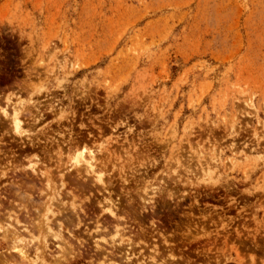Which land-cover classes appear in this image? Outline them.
Returning <instances> with one entry per match:
<instances>
[{
  "label": "rangeland",
  "instance_id": "obj_1",
  "mask_svg": "<svg viewBox=\"0 0 264 264\" xmlns=\"http://www.w3.org/2000/svg\"><path fill=\"white\" fill-rule=\"evenodd\" d=\"M0 85L12 86L19 116L29 112L31 138L37 128L57 138L61 172L77 146L92 149L108 190L121 182L129 194L131 215L136 194L173 205L175 220L190 226L184 251L151 231L136 235L108 216L101 196H70L45 168L49 192L0 199V264H22L4 236L20 225L30 230L26 242L34 236L27 249L40 264H63L51 254L68 264H127L91 249L86 256V241L132 242L128 264H264V0H0ZM104 196L116 203V194ZM71 202L121 229L65 238ZM186 202L183 218L176 212ZM42 219L53 233L61 222L67 242L45 225L37 230Z\"/></svg>",
  "mask_w": 264,
  "mask_h": 264
},
{
  "label": "flooded vegetation",
  "instance_id": "obj_2",
  "mask_svg": "<svg viewBox=\"0 0 264 264\" xmlns=\"http://www.w3.org/2000/svg\"><path fill=\"white\" fill-rule=\"evenodd\" d=\"M13 91L14 90L11 85L9 86L0 85V108L5 107L8 111H10L11 107L9 108V106L14 102L13 101ZM7 97H10V101H7ZM28 114L29 112L22 113L21 118L25 120V121L23 120L24 124H29V121H27L29 119ZM7 122H8V119H6V117H4L0 112V199L5 198L4 200H11L13 198L17 199L22 196H23L22 198L41 197L42 196L41 192L43 191L45 187V181H44L45 176L40 173H38V175H35V173L31 174L28 169L29 167L28 165H30L31 163L36 164V168L39 172H43L45 168H48L50 171H52L53 178L55 182L57 183L59 181V173L61 172V166L63 162V160L60 157L61 146L57 142L58 140L56 137L50 136L52 139H47L45 135V130L41 129L40 131V128H37V131H36L37 133L34 134V136L31 138L29 134L32 132L29 131V128L23 127L27 132L24 136L19 137L11 131L10 124L9 122L8 123ZM55 133L57 135V132ZM91 136L92 134L90 132H86L85 139H89V137ZM74 139H76V136H74V138L72 137L69 140V143H73L75 141ZM73 144H76V141ZM65 145L68 146L67 143H65ZM37 166L38 167L40 166L39 169ZM71 175H67V176L65 175L64 182L66 184L63 186L65 187L63 188L64 192L68 193L70 196H75L81 199H89L91 197L99 199L95 196L96 194L98 196H101L100 199L103 200V198L105 197L104 196L105 193L111 192L112 194H116L115 202L121 205V206H118L119 210L123 211V213L124 211H128L130 213L129 216L125 218V221L127 220L128 221L126 223L120 224V226L123 229H125L126 231H133L136 234H140L142 231H147V232L151 231L150 233H148L149 235L155 234L158 238H160L161 242L164 238V240H167L166 244H169L170 246H174V249L178 251L188 250V247L185 245V243H188V240H189L188 238H186V236L189 235L188 231L190 230V226L186 222L178 223L175 220V217L172 213V210L174 208L173 205L170 206L169 208H162L161 204L156 202L157 204L155 203V205L149 209L148 212L149 213L152 212V214H149L150 218L144 219L146 220L145 222V221H142V212H141L142 210L140 206L141 203H140L138 196H136V194L133 200V204H134L133 215H131L130 210H127L126 207H123L130 203L129 200H125L126 197H130V196L125 191H123L124 188L122 187L121 182L113 184V185H116L115 186L117 189L116 191L108 190L107 187H109L110 184L107 185L106 190H104L101 187H100V190L98 189L94 190L93 189L94 187L92 186L94 184L93 182L91 183V179L84 178L85 179L84 181L82 179H76ZM33 182L37 185H35ZM19 188H21L22 190L21 189L19 190ZM13 190H16V191H13ZM123 196H125V198H123ZM189 204L190 202H186V204L181 206V209H184V211L176 212V213H178V215L184 218L185 217L184 214L191 213L189 211H186V209H188ZM94 205L97 206L99 204L95 202ZM80 211H81L80 216L78 215V217L80 218L79 219L80 223L77 224V218L73 215L71 216V219L73 220V222H70L69 223L70 226L67 227L68 229L73 230L75 232V235H80V232L89 234L91 231H94L99 226L102 228V230L103 228L109 229L115 226L114 224H111L108 222H101L99 224L95 222L97 216H100L99 215L100 213L99 214L95 213L94 208L92 206L87 205L83 209H80ZM194 217L201 218V215H194ZM194 226L196 228L202 229V224L200 223L197 224L196 221H194ZM191 229L194 230V227H191ZM178 237H180L181 239L179 240ZM152 239L157 240V238H152ZM164 240L162 243L165 242ZM179 243H181V246L177 247V244ZM85 244L87 245L82 246L83 247L82 252H84L85 255L88 256L87 253L90 252V249L93 250V246L91 248V246H89L87 241L85 242ZM84 261H87V258H84ZM185 261L187 262L188 259H186Z\"/></svg>",
  "mask_w": 264,
  "mask_h": 264
},
{
  "label": "bare ground",
  "instance_id": "obj_3",
  "mask_svg": "<svg viewBox=\"0 0 264 264\" xmlns=\"http://www.w3.org/2000/svg\"><path fill=\"white\" fill-rule=\"evenodd\" d=\"M7 100H9V98L7 99ZM12 105H14V104H12ZM16 105H14V107H13V110L9 113V111L6 109V108H0V112H1V114L4 116V117H6V119H8V122H9V124H10V128H11V131L15 134V135H17V136H19V137H22V136H24L25 134H26V130L23 128L24 126H23V120L21 119V117L22 116H19V109L17 108V107H15ZM27 117V116H26ZM38 118V117H37ZM37 118H35V120L37 121ZM5 119V118H4ZM32 119V118H31ZM33 119H34V117H33ZM34 121V120H33ZM7 122V123H8ZM8 129V128H7ZM11 132V133H12ZM28 137V136H27ZM37 138V137H36ZM35 138V139H36ZM74 138V137H73ZM75 140V139H74ZM30 141V140H29ZM76 142H78L77 140H75ZM74 141V142H75ZM33 142V141H32ZM58 142V141H57ZM73 142V141H72ZM73 142V143H74ZM22 144V143H21ZM86 148L85 147H82V149L81 150H78V149H75L72 153H71V164H69V165H67L66 167H64L65 168V170H63L59 175V181L57 182V183H52V184H57V187L58 188H62L66 183L64 182V177H65V175L67 176V175H71V174H73V175H71V176H73L74 178H76V179H82V180H84L85 181V179L87 178L88 179V177H91V183L93 182V184L94 185H92L93 187H94V189L96 188V189H98V187H101V188H103V189H106V187H107V183L108 182H106L105 181V179H104V172L103 173H101V172H96L95 171V166L93 165V163H92V161L94 160V158H95V154H94V152H93V150L91 149V150H89L88 152H86ZM65 151H68V149H67V146H66V149H65ZM31 153V152H30ZM67 153V152H66ZM26 155V154H25ZM86 155H88L89 156V158L90 159H88L87 157H86ZM35 157H36V155H35ZM32 160V159H31ZM34 163H35V161H34ZM15 164V163H14ZM22 164V163H21ZM29 164H30V162H29ZM63 164V163H62ZM28 165V164H27ZM48 165V164H47ZM64 165V164H63ZM29 167H28V169H29V171H30V173L32 174V173H35V175H38V173H40V174H43L44 175V171L43 172H39L38 170H37V168H36V164H30V165H28ZM38 167V166H37ZM40 167V166H39ZM39 167H38V169H39ZM18 169V168H17ZM26 169V168H25ZM41 170V169H40ZM60 172V171H59ZM25 173H26V171H25ZM49 174V173H48ZM54 174V173H53ZM58 174V173H57ZM42 175V176H43ZM24 176V175H23ZM57 176V175H56ZM52 177V176H51ZM31 178V177H30ZM85 178V179H84ZM38 179V178H37ZM58 179V178H57ZM56 179V180H57ZM52 180V179H51ZM49 178H45V188H46V190L47 189H51V181ZM54 180V179H53ZM39 181V180H38ZM76 181V180H75ZM79 181V180H78ZM15 182V181H14ZM60 182V183H59ZM28 183V182H27ZM34 183V182H33ZM59 183V184H58ZM76 183V182H75ZM35 184V183H34ZM78 184H80V183H78ZM20 185V184H19ZM35 185H37V184H35ZM24 186V185H23ZM29 186H30V184H29ZM33 186V185H32ZM82 186H83V184H82ZM18 187V186H17ZM21 187V186H20ZM32 188V187H31ZM40 188V187H39ZM63 188H65V187H63ZM71 188V187H70ZM108 188V187H107ZM21 188H19V190H20ZM100 189V188H99ZM22 190V189H21ZM49 190H47L48 192H49ZM70 190V189H69ZM13 191H16V190H13ZM73 191V190H72ZM92 191V190H91ZM24 192V191H23ZM40 192V191H39ZM64 192V191H63ZM47 193V192H46ZM58 194H59V190H58V192H57ZM57 193H55V194H57ZM22 194V193H21ZM78 195V194H77ZM108 195V194H107ZM58 196V195H57ZM109 197H110V195H108ZM112 196V195H111ZM5 197V196H4ZM23 197V196H22ZM22 197H20L21 199H22ZM109 197H105V198H103V202H104V204H105V206H103V210L104 211H106V213L108 214V216L109 217H111L112 219L114 218V219H116V221L118 220V218H121V219H123V220H125V216L127 217V216H129V212L128 211H124V213H125V215H118V210H119V207H118V203L116 202V203H114V201L112 200V199H110ZM25 198H27V197H25ZM29 198V197H28ZM27 198V199H28ZM31 198V197H30ZM140 198V197H139ZM5 199V198H4ZM81 199V198H80ZM29 200V199H28ZM32 200V199H31ZM76 200V199H75ZM140 200H141V210H145L146 209V207L148 206H146V203H148V202H151L152 200L151 199H147V198H142V196H141V198H140ZM9 201V200H8ZM83 202V201H82ZM85 202V201H84ZM101 202V201H100ZM133 202V201H132ZM165 202V201H164ZM14 203V202H13ZM72 203V202H71ZM98 203H99V201H98ZM152 203H153V201H152ZM49 204H50V202H49ZM52 204V203H51ZM76 204V203H75ZM81 204V203H80ZM154 204L155 203H153V206H154ZM157 204V203H156ZM77 205V204H76ZM149 205H151V204H149ZM102 206V205H101ZM129 206V205H128ZM22 207V206H21ZM69 207V206H68ZM69 208H71L70 210H72V215L71 216H75L76 218H77V224H79L80 223V218L78 217V211H80V209H82V208H80V206L79 207H77V209H79L78 211L76 210V206L74 205V203H72V207H69ZM149 208H150V206H149ZM151 208H152V206H151ZM133 210V209H132ZM123 212V211H122ZM135 212V211H134ZM103 213V212H102ZM86 214V213H85ZM97 214H99V212L97 213ZM122 214V213H121ZM137 214V213H136ZM71 216H67L66 217V220H67V223H68V227L70 226L69 225V223L70 222H73V220L71 219ZM80 216V215H79ZM95 216H96V214H95ZM46 217V216H45ZM82 217V216H81ZM129 218V217H128ZM154 218V217H153ZM48 219V218H47ZM99 219V217L97 216V218H96V222L99 224V222L97 221ZM120 219V220H121ZM130 219V218H129ZM49 220V219H48ZM99 220H101V219H99ZM131 220V219H130ZM45 221V220H44ZM43 221V219L39 222L40 224L37 226L38 228H37V230H40V229H42L43 227H44V225H45V227L43 228V229H45V231H46V233L45 234H48V235H52L54 238H61L60 240H62V242H64L65 241V238H69V240H70V238H72L73 239V234H72V232H73V230H71V229H69V232H68V236L67 237H63V234H62V232H61V222L60 223H58L57 222V227H56V232H54L53 233V231H51V227L47 224L48 222L46 221V222H44ZM122 221V220H121ZM128 221V220H127ZM104 222V221H103ZM110 222V221H109ZM15 223V222H14ZM75 223V222H74ZM93 223H94V221H93ZM101 223V222H100ZM113 223V222H112ZM124 223H126V221L124 222ZM42 224H43V226H42ZM97 224V225H98ZM115 224V223H114ZM117 224H118V222H117ZM138 224V223H137ZM19 225V224H18ZM75 225V224H74ZM100 225H102V224H100ZM110 225V224H109ZM79 226V225H78ZM132 226V225H131ZM42 227V228H41ZM118 227H121V226H119L118 225ZM117 227V228H118ZM115 228V226L113 227V229ZM116 228V233H118V229L120 230L121 228H118L117 229ZM126 228V227H125ZM142 228V227H141ZM10 229V228H9ZM96 229H102L100 226L99 227H97ZM104 229V228H103ZM2 230V229H1ZM5 231L7 230V229H4ZM11 230V229H10ZM131 230V229H130ZM28 231H30V230H28L26 227H24V226H22V225H20V227H18L17 226V228H14L13 230H11V232H10V234L9 235H6V234H4V236L7 238V244H8V247H7V249L8 250H6V252H10V253H14L19 259H20V262H22V264L24 263V264H40V263H38V259L40 258H37V256H38V254L36 255V259L34 258V256L33 257H31L30 255H31V253H29V251H28V249H27V245H29L30 243H32V241H33V238H34V236H33V238H29L28 239V242H26L27 240H26V236L24 237V235H23V233H27ZM7 232H9V231H7ZM38 232V231H37ZM131 233V232H130ZM136 234V233H135ZM146 234V233H145ZM26 235V234H25ZM137 235V234H136ZM28 236H32V235H28ZM39 236H40V231H39ZM39 236H37V238L39 237ZM143 236V235H142ZM139 237V236H138ZM40 238V237H39ZM38 238V239H39ZM52 238V237H51ZM53 238V239H54ZM132 238V237H131ZM35 239V238H34ZM118 240V239H117ZM116 240V241H117ZM131 240V239H130ZM80 241V240H79ZM119 241V240H118ZM61 242V241H60ZM65 242H67V241H65ZM81 242V241H80ZM80 242H78L79 244H80ZM82 243V242H81ZM110 243V242H109ZM108 243V244H109ZM72 245H74V243H71ZM71 244H69V243H67V245L64 247V251H67L68 252V255H70L69 256V258L70 257H75L74 255L75 254H72V252L73 251H71V250H73L74 249V246H72ZM107 244V243H106ZM137 243H135V245H136ZM80 245H82V244H80ZM94 245V247H93V253H94V251H95V255H96V257H102L101 259H103V260H105V258L106 259H108L107 257H109V256H114V257H118V259L120 260V261H123L124 263H126L127 262V264H128V262H131V261H133L131 258H133V256L132 255H134V253L133 252H130V250L132 249V242L130 243H127L126 245H127V247H126V245L124 246V244H123V242H112L110 245H106V246H102V244H99V242L98 241H96L95 242V244H93ZM75 246H76V243H75ZM153 246V245H152ZM77 247V246H76ZM75 247V248H76ZM156 247V246H155ZM36 249V248H35ZM63 249V248H62ZM70 249V250H69ZM156 249V248H155ZM38 252H40L39 253V255L42 253L41 251H40V249H39V247L36 249ZM75 251V250H74ZM132 251H134L133 249H132ZM156 251V250H155ZM158 251V250H157ZM75 252H77V251H75ZM92 252V251H91ZM37 253V252H36ZM64 253V252H63ZM156 253V252H155ZM159 253V252H158ZM158 255V254H157ZM5 256V255H4ZM13 256V255H12ZM51 257H54V258H57V262L59 263V262H62L63 264H68V262H65V259H61L60 257H57V256H55V255H50ZM135 256V255H134ZM6 257V256H5ZM174 258V256L173 255H171V258ZM13 258V257H12ZM53 258V259H54ZM18 259V260H19ZM75 259V258H74ZM94 259V258H93ZM109 259H110V257H109ZM114 259V258H113ZM116 259V258H115ZM114 259V260H115ZM136 259H137V257H136ZM146 259V258H145ZM90 260V259H89ZM100 260V259H99ZM142 260V259H141ZM152 261H153V259H151ZM150 260V261H151ZM109 261V260H108ZM136 261V260H135ZM153 262H155V260L153 261ZM162 262V261H161ZM166 262V261H165ZM97 263V262H96ZM156 263H157V261H156ZM167 263V262H166ZM187 263L188 264H190V262L189 261H187ZM107 264V263H106ZM108 264H119V263H115V262H111V260L109 261V263ZM136 264H149V263H146L144 260H142V261H137L136 262ZM157 264H163V262L162 263H157ZM169 264V263H168Z\"/></svg>",
  "mask_w": 264,
  "mask_h": 264
}]
</instances>
